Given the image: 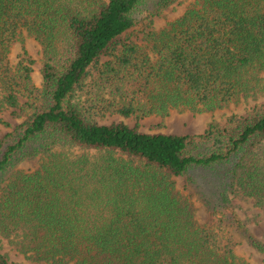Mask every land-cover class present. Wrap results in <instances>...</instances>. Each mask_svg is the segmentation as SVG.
<instances>
[{
  "label": "trees",
  "instance_id": "16d2710c",
  "mask_svg": "<svg viewBox=\"0 0 264 264\" xmlns=\"http://www.w3.org/2000/svg\"><path fill=\"white\" fill-rule=\"evenodd\" d=\"M177 1L0 0V110L21 97L34 108L0 138V236L18 252L47 264H251L238 236L264 255L232 203L264 207V108L196 134L97 121L220 110L264 91V0H193L154 31ZM140 24L145 44L126 40ZM25 32L43 48L41 88L31 58L9 59ZM0 264L19 263L0 253Z\"/></svg>",
  "mask_w": 264,
  "mask_h": 264
},
{
  "label": "rangeland",
  "instance_id": "374dc122",
  "mask_svg": "<svg viewBox=\"0 0 264 264\" xmlns=\"http://www.w3.org/2000/svg\"><path fill=\"white\" fill-rule=\"evenodd\" d=\"M193 0H178L164 12L154 18L152 29L159 31L164 28L169 21L176 19L184 13L187 6ZM144 25H138L128 32L124 33L126 40L136 41L139 44H145ZM31 58L32 79L34 84L41 88L43 85V76L41 69L45 61L41 43L32 35L25 32L18 40L13 42L9 53V59L12 64H17L22 57ZM108 59L104 57L102 61ZM102 63V62H101ZM94 76H97L96 70H93ZM264 77V73L262 74ZM26 98L21 97V103L24 107H5L0 110V138L12 130L17 124L21 123L32 111L33 107L25 105ZM264 108V91L254 92L252 95L241 97L238 102L231 103L227 108L214 111H193L188 108H173L166 115L152 114L145 117L136 115L123 116L119 113L107 112L97 116V121L101 124H111L113 122L124 121L131 127H138L140 130L150 133L164 132L176 134H196L203 132L212 121L225 125L228 119L233 115L246 116L252 114L258 109ZM4 122H8L5 124ZM43 158L38 156L34 159L22 162L21 168L26 171L37 169L42 163ZM176 186L185 195H188L194 201L196 207V219L200 224L206 222V210L197 196L187 186L186 179L182 176L175 177ZM232 203L237 212L248 225L249 229L260 239L264 241V207L256 204L253 198H246L240 195L232 196ZM237 253L247 259L251 264H264V255L252 248L245 240L236 236ZM0 253L8 256L11 262L19 264H47L28 258L26 255L15 250L6 238L0 236ZM68 264H75L74 261Z\"/></svg>",
  "mask_w": 264,
  "mask_h": 264
}]
</instances>
